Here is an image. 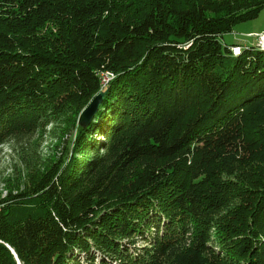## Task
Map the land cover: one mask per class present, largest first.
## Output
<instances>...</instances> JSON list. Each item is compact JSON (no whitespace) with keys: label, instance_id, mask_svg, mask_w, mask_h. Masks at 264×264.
I'll return each instance as SVG.
<instances>
[{"label":"trees","instance_id":"trees-1","mask_svg":"<svg viewBox=\"0 0 264 264\" xmlns=\"http://www.w3.org/2000/svg\"><path fill=\"white\" fill-rule=\"evenodd\" d=\"M263 11L0 0V145L24 167L48 162L34 135L64 139V115L104 93L65 158L1 202L0 264H264V188L241 170L264 161V49L224 42Z\"/></svg>","mask_w":264,"mask_h":264},{"label":"rangeland","instance_id":"rangeland-1","mask_svg":"<svg viewBox=\"0 0 264 264\" xmlns=\"http://www.w3.org/2000/svg\"><path fill=\"white\" fill-rule=\"evenodd\" d=\"M257 34H260L259 37H257ZM263 36L264 11L257 19L237 25L231 34L224 37V42L227 45L239 44L244 46L245 44H255L258 38L261 41ZM235 49H240L241 51V48ZM103 78L105 79V83H109L113 79L108 74H105ZM86 108L83 107L81 110H74L70 115H64V121L69 122V124H66L68 127L63 126L65 131L60 132L61 134L67 135L64 139L55 140L51 136H45V134L34 135L31 144L25 148L27 150L29 149L34 156L42 158L43 161L50 162L48 159L53 160L55 156L64 159L65 156L62 155V152L66 148L65 140H68L69 134H71V126H73L71 122L73 119H76L79 124V119ZM60 138H63V136H60ZM58 142L59 145L56 148ZM21 148L14 146L11 142L0 145V209L3 205L1 202L9 194L16 195L21 192L31 193L34 190L33 188L37 186L39 175L47 171L48 162L47 164L42 163L37 159L34 165L24 167L22 164V156H24L22 152L24 151ZM241 170L244 172L243 176L245 175L248 185L255 188H264V161H246L242 165Z\"/></svg>","mask_w":264,"mask_h":264},{"label":"water","instance_id":"water-1","mask_svg":"<svg viewBox=\"0 0 264 264\" xmlns=\"http://www.w3.org/2000/svg\"><path fill=\"white\" fill-rule=\"evenodd\" d=\"M104 93L96 96L93 101L87 106L86 110L83 112L79 119V124L82 126H88L94 116L96 115L100 105L102 104Z\"/></svg>","mask_w":264,"mask_h":264},{"label":"bare ground","instance_id":"bare-ground-1","mask_svg":"<svg viewBox=\"0 0 264 264\" xmlns=\"http://www.w3.org/2000/svg\"><path fill=\"white\" fill-rule=\"evenodd\" d=\"M258 39H259V38H258ZM260 45H261V44H260ZM261 47H262V49H264L263 45H261ZM240 52H241L240 49L235 50L236 55H239Z\"/></svg>","mask_w":264,"mask_h":264},{"label":"built area","instance_id":"built-area-1","mask_svg":"<svg viewBox=\"0 0 264 264\" xmlns=\"http://www.w3.org/2000/svg\"><path fill=\"white\" fill-rule=\"evenodd\" d=\"M260 44L263 45V47H264V36H263V38L261 39ZM235 50H238V49H235Z\"/></svg>","mask_w":264,"mask_h":264}]
</instances>
